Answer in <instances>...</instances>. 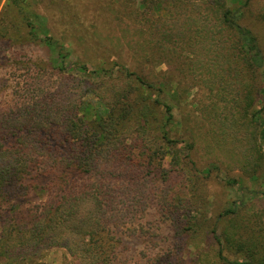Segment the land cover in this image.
<instances>
[{"label": "rangeland", "instance_id": "rangeland-1", "mask_svg": "<svg viewBox=\"0 0 264 264\" xmlns=\"http://www.w3.org/2000/svg\"><path fill=\"white\" fill-rule=\"evenodd\" d=\"M131 1V7H127L118 0H16V4L0 0L1 33L23 35L28 30L24 15L33 16L38 36H50L57 46L68 47V19L80 18L113 54L109 78L89 64L87 73L80 71L74 65L78 57L73 54L65 61V75L57 77L47 68L49 63H60L55 44L32 40L20 45L3 38L0 78L6 77L9 86L20 85L21 91L29 94H44L51 87L62 90L67 84L70 99L79 100V104L84 101L83 108L90 109L89 115L105 117L117 115L114 106L118 99L125 108L136 101L137 90L123 77L119 64L152 82L160 89V98L173 107L174 120L169 129L179 142L169 147L164 143L152 157L153 152L150 154L137 135L135 115L126 120L116 149L125 153L124 162L132 163L125 170L137 172L136 181L131 179L124 186L130 192L139 189L140 205H144L137 215L131 208L123 214L126 251L139 258L140 253L152 254L156 248L173 249V262L178 264H225L218 258L217 244L208 228L244 194L252 208L227 221V227L234 239L246 237L245 228L250 227L251 219L264 216V176L260 174L253 181L248 170L254 138L252 125L244 121L242 113L251 74L238 56L240 41L220 20L223 6L240 7L241 1H246L242 21L258 33L264 44V20L260 16L264 0ZM115 61L117 66L113 65ZM104 79L108 80L106 85ZM7 91L10 94L11 88ZM148 92L158 93L152 89ZM9 98L4 97L5 101ZM212 165L218 170L209 174L207 169ZM112 170L115 176L120 175L115 168ZM228 178L255 186L260 193L239 192L238 185H228ZM111 186L122 188L116 181ZM158 204L163 209L164 205L171 208L162 212ZM166 212L171 216H161ZM194 217H198L201 228L180 236L177 223L187 225ZM137 231L153 239H136L133 234ZM254 238L259 246L263 244L262 239ZM26 264L74 262L64 248L53 247L42 260Z\"/></svg>", "mask_w": 264, "mask_h": 264}, {"label": "trees", "instance_id": "trees-1", "mask_svg": "<svg viewBox=\"0 0 264 264\" xmlns=\"http://www.w3.org/2000/svg\"><path fill=\"white\" fill-rule=\"evenodd\" d=\"M118 2L127 7L132 5L131 0ZM245 2L241 1L242 5L235 8L223 6L220 22L240 41L238 56L251 74L246 84L248 95L242 116L252 125L254 153L248 170L249 177L256 181L258 175L264 176V44L258 33L242 21ZM260 16L263 21L264 8ZM32 17L24 15L28 30L23 35L0 32V39L20 45L32 40L55 44L60 63H49L47 68L57 77L65 75V61L73 54L78 57L74 65L80 71L87 73L89 64L109 78L113 67L108 65L113 54L96 39L97 34L92 33L84 21L72 16L73 20L68 19L67 47L57 46L50 36H38ZM116 64L119 63L115 61L113 65ZM118 67L137 91L135 104L128 108L120 106L118 99L114 106L115 117L113 114L109 117L98 113L89 115L90 109L83 108L84 101L79 104V100L70 99L67 84L62 90L51 87L44 94H29L21 91L20 85L9 86L6 77L0 78V264L37 262L53 247L64 248L74 264H131L130 260L133 264H178L173 262V249L156 248L155 253H140L138 258V254L129 255L125 248L124 215L130 208L136 215L144 210L139 201L141 191L130 192L124 186L131 179L136 181L137 172L125 170L132 163L124 162L125 153L116 149L126 120L135 115L139 125L137 135L150 154L153 152L152 157L161 151L164 143L169 147L179 140L171 136L173 107L160 98V89L126 65ZM104 83L106 85L108 80L104 79ZM8 88H11L10 94H7ZM149 89L158 93H147ZM7 95L10 98L5 101ZM162 112L163 115L159 114ZM154 142L162 145H154ZM113 168L120 175L115 176ZM216 169L212 165L207 171L211 174ZM226 180L228 185H238L239 192L260 193L244 181ZM113 181L122 188L111 189ZM249 203L243 194L208 228L217 244L218 258L225 264H264L263 215L257 216L260 220L251 219L250 227L245 228L246 237L240 240L228 232L227 221L252 208ZM157 206L162 212L171 208ZM197 228H201L198 217L191 218L187 225L177 223L180 236L193 234ZM133 235L136 239H153L140 231ZM254 235L262 239V245H258Z\"/></svg>", "mask_w": 264, "mask_h": 264}]
</instances>
